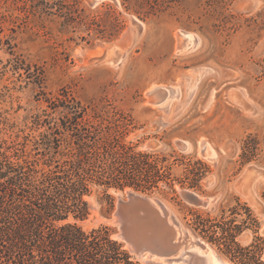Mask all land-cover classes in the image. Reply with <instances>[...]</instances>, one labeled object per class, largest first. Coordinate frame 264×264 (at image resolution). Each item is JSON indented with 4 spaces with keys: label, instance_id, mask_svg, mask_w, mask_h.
Masks as SVG:
<instances>
[{
    "label": "rangeland",
    "instance_id": "obj_1",
    "mask_svg": "<svg viewBox=\"0 0 264 264\" xmlns=\"http://www.w3.org/2000/svg\"><path fill=\"white\" fill-rule=\"evenodd\" d=\"M77 102L121 124L124 143L166 156L173 183L146 192L94 186L80 225H107L126 247L111 218L137 193L162 201L212 246L180 250L214 249L242 264L243 248L254 263L257 242L264 262V0H0V144L43 157L35 143ZM198 159L208 167L201 187L183 188ZM186 190L216 201L194 205Z\"/></svg>",
    "mask_w": 264,
    "mask_h": 264
},
{
    "label": "trees",
    "instance_id": "obj_2",
    "mask_svg": "<svg viewBox=\"0 0 264 264\" xmlns=\"http://www.w3.org/2000/svg\"><path fill=\"white\" fill-rule=\"evenodd\" d=\"M65 109L35 143L45 147L43 157L28 153L24 144H0V264H141L112 236V228L85 229L79 221L90 215L85 197L94 186L105 193L111 188L146 192L160 182L173 187L163 164L167 158L124 143L121 124L99 118L80 102ZM194 164L188 163L183 188L201 187L208 167L201 159ZM194 227L208 233L203 224ZM259 227L256 220L255 230ZM239 232L236 227V236ZM257 247L256 242L248 251L254 263L243 248L236 257L242 264H264Z\"/></svg>",
    "mask_w": 264,
    "mask_h": 264
},
{
    "label": "water",
    "instance_id": "obj_3",
    "mask_svg": "<svg viewBox=\"0 0 264 264\" xmlns=\"http://www.w3.org/2000/svg\"><path fill=\"white\" fill-rule=\"evenodd\" d=\"M116 45L115 42L105 45V54ZM178 145L182 150H187L189 144L179 141ZM200 151L206 154L205 144L200 145ZM183 195L190 203L203 207H210L216 201V197H203L189 190L184 191ZM111 220L119 225L118 235L129 246V252L146 256V264H165L158 259L164 258L170 262L173 257L186 264H206L203 257L192 250L184 251V248L179 254L184 243L188 246L197 242L203 248L211 245L184 226L158 199L131 193L127 199L117 203ZM185 254L190 256L184 257Z\"/></svg>",
    "mask_w": 264,
    "mask_h": 264
},
{
    "label": "bare ground",
    "instance_id": "obj_4",
    "mask_svg": "<svg viewBox=\"0 0 264 264\" xmlns=\"http://www.w3.org/2000/svg\"><path fill=\"white\" fill-rule=\"evenodd\" d=\"M187 37L188 38L185 39V40H188V39L192 38V36H190V35H188ZM210 247H212V246H210ZM126 248H128V250H129V246L128 245H126ZM182 250L179 252V254L182 252ZM185 250H186V248H185ZM191 250L194 251L195 253L201 255L203 257V259H204V261H205L206 264H232L231 262L225 260L223 257H221L220 255H218L217 252H216V250H214V249H207V251H201L198 247L193 246V247H191ZM136 257H138L143 263L146 264V259H147L146 256H140V255L138 256V255H136ZM176 258H178V257H173V259L171 260V262L172 261H175ZM158 260H160L161 262L167 264L164 258L158 259Z\"/></svg>",
    "mask_w": 264,
    "mask_h": 264
}]
</instances>
